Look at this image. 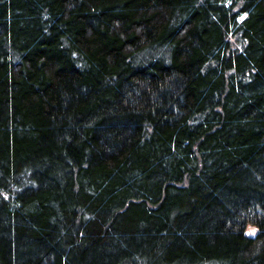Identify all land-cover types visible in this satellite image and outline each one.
Returning <instances> with one entry per match:
<instances>
[{"label": "trees", "instance_id": "obj_1", "mask_svg": "<svg viewBox=\"0 0 264 264\" xmlns=\"http://www.w3.org/2000/svg\"><path fill=\"white\" fill-rule=\"evenodd\" d=\"M0 264H264V0H0Z\"/></svg>", "mask_w": 264, "mask_h": 264}, {"label": "rangeland", "instance_id": "obj_2", "mask_svg": "<svg viewBox=\"0 0 264 264\" xmlns=\"http://www.w3.org/2000/svg\"><path fill=\"white\" fill-rule=\"evenodd\" d=\"M253 230V229H252ZM254 231V230H253Z\"/></svg>", "mask_w": 264, "mask_h": 264}]
</instances>
